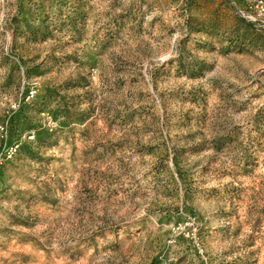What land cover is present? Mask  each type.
Here are the masks:
<instances>
[{"label": "rangeland", "instance_id": "rangeland-1", "mask_svg": "<svg viewBox=\"0 0 264 264\" xmlns=\"http://www.w3.org/2000/svg\"><path fill=\"white\" fill-rule=\"evenodd\" d=\"M260 0H0V264H264Z\"/></svg>", "mask_w": 264, "mask_h": 264}, {"label": "built area", "instance_id": "built-area-1", "mask_svg": "<svg viewBox=\"0 0 264 264\" xmlns=\"http://www.w3.org/2000/svg\"><path fill=\"white\" fill-rule=\"evenodd\" d=\"M251 7L259 14V16H264V0L254 2Z\"/></svg>", "mask_w": 264, "mask_h": 264}]
</instances>
